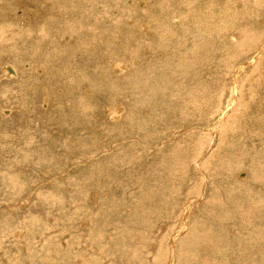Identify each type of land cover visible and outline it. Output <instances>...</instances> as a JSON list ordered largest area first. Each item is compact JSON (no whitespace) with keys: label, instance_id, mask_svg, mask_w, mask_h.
Instances as JSON below:
<instances>
[{"label":"rangeland","instance_id":"rangeland-1","mask_svg":"<svg viewBox=\"0 0 264 264\" xmlns=\"http://www.w3.org/2000/svg\"><path fill=\"white\" fill-rule=\"evenodd\" d=\"M59 1L0 0V72L8 62L18 72L0 79V264H264V188L252 177L246 186L237 176L228 180L237 171L264 174V69L256 63L238 70L264 36L251 3L209 1L207 17L214 8H237L233 16L215 14L216 27L230 35L221 45L194 50L183 30L158 58L153 46L144 50L149 55L124 54L122 42L124 60L117 61L128 70L118 78L96 65L102 53L95 59L80 44L91 31L72 48H63V35L75 40L68 32L61 44L42 49L45 40L33 27L56 23L49 5ZM175 1L170 14L192 25L196 0ZM137 2L151 9L154 0ZM236 48L244 58H235ZM182 54L193 61L191 72L177 71ZM72 79L78 82L70 87ZM39 83L51 87L46 108ZM230 98L233 108L217 123Z\"/></svg>","mask_w":264,"mask_h":264},{"label":"bare ground","instance_id":"bare-ground-1","mask_svg":"<svg viewBox=\"0 0 264 264\" xmlns=\"http://www.w3.org/2000/svg\"><path fill=\"white\" fill-rule=\"evenodd\" d=\"M84 1V2H83ZM128 1H130L128 3ZM138 0H120L118 2V0H60L59 1V4H50L49 8L51 10L54 11V9L57 11V17H60V19L56 22V23H51V24H38V26H34L33 27V31L35 33V30H37V32L40 34L41 33V37L39 38V40L41 41L42 39L45 40V41H41L40 42V45L42 46V49L45 48V47H49V43H53L54 45H56V43L61 44L62 42L63 43V48L65 49H69V48H72V46L77 43L79 41L78 38L82 39L81 37L84 35L85 33V36L87 34H89V32L91 31L92 32V38L88 39L86 41L83 40V42L80 44L83 45V46H86L85 49H87V47L89 48V52L91 53V55L96 59L97 56L96 54L98 53H102V58L101 60H99V62L96 64L97 66L101 67L102 69H106L107 73L109 75H112V76H118V78H122L124 73L127 72L128 70V66L127 64H124L122 62H120L121 60H124L122 59L121 57V53H119L118 51V48L119 47H123L121 46L122 42H126V44L124 45V47L126 48V52L124 54H128V55H131L128 53L131 52L133 55H135L136 53H134V50L137 51V53H141V54H145V53H142V52H146L144 50L146 49H149L148 46H153L155 47L156 50L159 51V49H161L163 51V49L166 50L168 53H170L168 50L169 47L172 46L171 44V41L170 39H172L173 35L175 34H178L180 31H186V34L185 35H180V37L182 36L183 39L184 37L185 40H189V38H192L195 42V45L193 46V49L194 50H202L203 49V46H201L202 44L206 43L208 45H216V43H220V45L222 44V42L226 41V37L228 38L230 35H226V31H223L219 28H217L216 26L219 25L218 22L214 21L215 19V14L219 13H224L225 17L226 16H233V14H235L237 12V8L233 7L232 4L234 3H231V2H234V0H231V4H228V5H232L230 8H228L227 6L223 7V8H214L212 11L208 12L209 14L212 13V12H215L213 14L210 15V17H207V11H203L204 9H207L205 8L206 6H210L212 7L213 6V3L212 2H209L211 0H208V4H206V0H196V3H195V6H194V16L193 19V24L191 25H187L185 26L184 23H181V20L179 18V16L177 15V13H172L170 14V11L171 9H174L175 7V3L177 1L175 0H170L169 1V4L166 5V6H162L160 5L157 1L158 0H154V2L150 3L152 6H151V9H149L150 5L148 4V7L145 9H140L138 7H143L145 6L146 4H143L142 6L139 5L138 6ZM195 1V0H194ZM215 1H220V0H215ZM19 2V1H17ZM189 2H193V0H190ZM244 4L246 3V1H243ZM248 3H251V7L253 9V12L251 10V14H252V20H254V23H256L258 26H264V8H260V6H262L264 2V0H248L247 1ZM130 3H132L133 7H129ZM174 3V4H173ZM10 4V3H9ZM12 4V3H11ZM184 4V2H183ZM243 4V7L244 8H247L248 11H250L248 8L247 5H244ZM247 4V3H246ZM6 5V4H5ZM174 5V7H173ZM242 5V4H241ZM3 6V5H2ZM8 6V5H7ZM89 6V7H88ZM138 6V7H137ZM184 6V5H183ZM240 6V5H238ZM264 6V5H263ZM30 9V8H29ZM262 11H260V10ZM44 10V9H43ZM218 10V11H217ZM242 10V9H241ZM244 10V9H243ZM242 10V11H243ZM22 11V10H21ZM50 11V10H49ZM52 11V12H53ZM91 11V14H88V12ZM176 11V10H175ZM246 11V12H248ZM3 12V11H2ZM34 12V11H33ZM44 12V11H43ZM244 12V11H243ZM242 12V13H243ZM55 13V11H54ZM249 13V12H248ZM248 13L246 15H248ZM51 14V13H50ZM244 15V16H246ZM235 16V15H234ZM237 16V15H236ZM243 16V17H244ZM108 17V18H106ZM212 17V18H211ZM132 18L134 20V24H131L132 21H129L128 19ZM34 19V18H33ZM237 19V17H236ZM236 19H234L236 21ZM243 20V19H241ZM49 21V20H48ZM196 21V23L194 24V22ZM238 21V20H237ZM4 22V20L2 21ZM144 22V23H143ZM40 23V21H39ZM46 23V22H45ZM143 23V24H142ZM202 24L203 27L200 28L198 27V25ZM244 23V22H242ZM247 23V22H246ZM251 23V22H250ZM36 25V23H34ZM145 25H148V26H144ZM249 24V23H248ZM243 25V24H242ZM254 25V24H252ZM256 25V26H257ZM141 26V27H140ZM207 26V27H206ZM226 26H229V25H226ZM236 26V25H235ZM245 26V25H244ZM231 27V26H230ZM250 27V26H249ZM253 27V26H252ZM251 27V29H252ZM255 27V26H254ZM228 28V27H227ZM224 29V28H223ZM229 29V28H228ZM263 29V28H262ZM85 30V31H83ZM231 30V29H230ZM261 30V29H260ZM259 30V31H260ZM202 31H205V33L203 34ZM233 31V30H232ZM70 33L71 35L75 36V40L78 39V40H74V41H71V36L70 35H66L68 38L65 39V35H63L62 37V42H60L61 40V35L60 34H63V33ZM90 32V33H91ZM232 33V32H231ZM38 34V36H39ZM79 34H81L82 36H80ZM225 34V35H224ZM233 34V33H232ZM260 35V32L257 33ZM264 34V33H263ZM90 36V35H89ZM234 36V35H233ZM263 36V35H262ZM261 36V47H259V50H257L255 52V50L253 51V53L251 54H245V60L244 59H240L238 62H240L238 64V70H241V71H245L251 67L250 65L251 64H255L257 63L258 64H261L258 65V67L260 66L261 69H264V58H263V54H264V36L262 37ZM54 37H56V41L54 40ZM172 37V38H171ZM232 37V36H231ZM48 38V39H46ZM181 39V38H180ZM179 39V40H180ZM232 39V38H231ZM48 40V41H47ZM57 40L59 42H57ZM178 40V39H177ZM178 40V41H179ZM192 40V41H193ZM188 41V42H189ZM182 42V41H181ZM187 42V41H185ZM173 43V42H172ZM179 43V42H177ZM175 43V44H177ZM239 43V42H238ZM48 44V46H47ZM174 44V45H175ZM187 44V43H185ZM53 45V46H54ZM244 45V44H243ZM90 46V47H89ZM169 46V47H168ZM183 46V45H182ZM181 43L176 47L182 51L181 49ZM238 46H241L240 44ZM174 47V48H176ZM214 47V46H213ZM247 47V45H246ZM245 47V48H246ZM51 48V47H50ZM61 48V47H60ZM173 48V47H172ZM208 48V47H207ZM244 48V47H243ZM243 48H240V49H243ZM49 49V48H48ZM62 49V48H61ZM64 49V50H65ZM170 49V48H169ZM205 49V48H204ZM211 49V48H210ZM213 49V48H212ZM252 49V48H251ZM250 49V50H251ZM184 50V49H183ZM238 50V48H236V51ZM245 50V49H244ZM86 51V50H84ZM150 51V50H149ZM148 51V52H149ZM176 51V50H175ZM215 51V49H214ZM235 51V50H234ZM62 52V51H61ZM64 52V51H63ZM146 52L148 55L149 53ZM166 52V53H167ZM212 52V50H211ZM241 51H237L235 52V58H237L238 56L241 57L240 53ZM248 52V51H247ZM167 53V54H168ZM198 53V52H197ZM216 53V52H215ZM234 53V52H233ZM240 55H238V54ZM61 53H59V51H55V53H53V57L57 56V57H60ZM158 58H162L163 55H164V52H158ZM195 55V54H194ZM238 55V56H237ZM65 56H69L65 54ZM237 56V57H236ZM74 57V56H73ZM117 57V59H113L112 58H115ZM130 57V56H129ZM147 57H153V56H147ZM157 57V56H156ZM230 57V56H229ZM232 57V56H231ZM230 57V58H231ZM243 57V56H242ZM241 57V58H242ZM243 57V58H244ZM71 58V57H69ZM132 58V57H131ZM177 58V57H176ZM229 58V59H230ZM233 58V61H234V57ZM32 59V57H31ZM177 71L181 72V73H185V71L187 72L188 69L190 70V66H191V63L193 61H190L188 60L187 58V55H184L182 54L179 58H177ZM238 59V58H237ZM63 60V59H61ZM112 60V61H111ZM117 60H120V61H117ZM133 60H134V57H133ZM158 60V59H157ZM160 60V59H159ZM232 60V59H231ZM230 61H228V65H230ZM244 60V61H243ZM259 60L261 61L259 63ZM27 61V60H26ZM137 61V57H136V60ZM237 60H235L236 62ZM243 61V63H242ZM263 61V62H262ZM54 60H51V61H48L47 63H45L48 67L51 66L53 64ZM68 62V61H67ZM128 62V61H127ZM132 62V61H131ZM154 62V60H153ZM234 62V64H235ZM236 62V64L238 63ZM26 63V64H25ZM23 65H22V68H24L25 70H29L31 68V62H25ZM117 63V64H115ZM126 63V62H125ZM4 64V68H5V72L3 71V74L2 72H0V79H2V77L8 79V80H11L13 78H16L18 76V72L16 70V68L9 64L8 63H2ZM56 64V63H55ZM167 64V63H166ZM65 65V64H64ZM137 65V64H136ZM226 65V66H228ZM232 65V63H231ZM230 65V66H231ZM34 66V65H33ZM236 66V65H235ZM14 67V68H13ZM44 67V66H43ZM53 67V66H52ZM51 67V68H52ZM68 67V65H67ZM35 68V69H34ZM34 71L35 72H43V70H45L44 68L42 67H37V66H34ZM57 68V67H56ZM65 68V67H64ZM232 68V67H231ZM230 68V69H231ZM233 68H234V65H233ZM232 68V69H233ZM254 69H257L256 68H253ZM260 69V70H261ZM1 70V69H0ZM39 70V71H38ZM193 70V69H192ZM51 71H54V70H51ZM60 71V70H59ZM230 70H228L229 72ZM262 72L264 70H261ZM61 72V71H60ZM188 72H191V71H188ZM236 72V73H235ZM233 70V76H235L237 74V69ZM255 72V71H253ZM241 73V72H240ZM239 73V74H240ZM244 73V72H243ZM242 74V73H241ZM251 74V73H250ZM249 74V75H250ZM36 75V74H35ZM199 75V73H198ZM201 75V74H200ZM199 75V76H200ZM259 75V74H257ZM241 75H239L240 77ZM253 76V75H252ZM251 76V77H252ZM53 77V76H51ZM257 77V76H256ZM261 77V75H259V78ZM236 78V76H235ZM258 78V79H259ZM63 79V78H62ZM65 79V78H64ZM234 79V78H233ZM240 79V78H239ZM243 79V82L245 81L244 78ZM249 79V78H248ZM15 80V79H14ZM236 80V79H235ZM251 80V79H250ZM255 80V79H253ZM39 81V80H38ZM54 81H56L54 79ZM61 79L58 80V83H61ZM230 81V80H229ZM237 81V80H236ZM241 81V80H240ZM258 81V80H257ZM68 82V81H67ZM77 80H74L72 79L70 81V83H68V85H70V87L73 85V84H77ZM242 82V81H241ZM246 82V81H245ZM248 82V81H247ZM250 82V81H249ZM253 82V81H252ZM260 82V81H258ZM8 83V82H7ZM28 83V82H27ZM26 83V84H27ZM64 83V82H62ZM255 83V82H254ZM257 83V82H256ZM43 85L40 86V83H39V89H42L43 90V102H42V106L44 108L47 107V104L49 102V94H50V91L49 89V86L46 84V83H41ZM66 84V83H64ZM231 84V83H230ZM233 84H237V83H233ZM261 84V82H260ZM25 85V84H24ZM59 85V84H57ZM67 85V84H66ZM67 85V86H68ZM80 85V84H79ZM236 86V85H235ZM234 86V87H235ZM243 86H244V83H243ZM257 86V85H256ZM60 87V86H58ZM245 87V86H244ZM229 88V87H228ZM248 89L249 86H247ZM245 88V89H247ZM238 88L236 87V91H239V93H237L236 91H233L235 89H232L231 90V93L232 96L235 97V93L236 92L237 94L241 95L240 92H242V90H237ZM247 89V90H248ZM62 90H64L62 87L60 89H58L57 91L58 92H61ZM246 90V91H247ZM103 91V90H102ZM228 91V90H227ZM56 92V91H55ZM57 92V93H58ZM84 92L86 95H91L92 94V90L90 88H85L84 89ZM230 92V91H228ZM246 93V92H245ZM59 94V93H58ZM236 94V95H237ZM244 94V93H243ZM106 95V94H105ZM227 96H230V95H227ZM226 96V97H227ZM243 97V96H242ZM245 97V96H244ZM241 99V96L239 97ZM228 99V97H227ZM236 98H234L235 100ZM238 99V98H237ZM51 100V99H50ZM231 100V98H230ZM234 100L232 99L230 102H227L224 103L226 104V106H223L225 107V111L224 113H222V115H220V117H218V120L216 121L218 123V121L221 119V116H223V114L225 115L226 114V111L227 109L229 108H233V103ZM225 102V101H224ZM238 102H241V101H238ZM248 103V101H247ZM104 106L106 105L104 102H103ZM239 104V103H238ZM237 105V103H236ZM240 105V104H239ZM245 105H248L246 104L245 102ZM242 106V105H241ZM229 107V108H228ZM49 108V107H48ZM248 108V107H247ZM123 108L121 107L119 110L115 111V116H113L114 119H117L119 120L120 119V115L122 114L121 110ZM229 111V110H228ZM246 111V110H245ZM106 113V112H105ZM113 113V112H112ZM219 113V112H218ZM5 114H8L5 113ZM111 114H109V112L106 113V117L109 121L113 119L112 117L108 118V116H110ZM112 116V115H111ZM219 116V115H218ZM113 119V120H114ZM215 122V123H216ZM215 126V124H214ZM96 129V128H95ZM63 152V151H62ZM197 164V163H196ZM199 166H197L196 168H198ZM199 169V168H198ZM238 173V171H237ZM236 173V174H237ZM242 173V172H241ZM204 174V173H203ZM234 175L233 178H229L228 180L232 181L233 179H237L238 177V180L240 182V184H243L244 186L248 185V184H251L252 183V180H251V177L255 180L253 183L254 185L257 187L258 190H262L264 188V183H262V178H263V173H256V175L258 176L257 177H253L252 174L248 171V173H242L241 175H243L242 177L239 178V176H241L240 174L238 175ZM260 175V177H259ZM237 176V177H236ZM228 178V177H227ZM213 180V179H212ZM205 181V180H204ZM203 181V182H204ZM206 182V181H205ZM260 182V183H259ZM263 184V185H262ZM242 186V185H241ZM244 192V191H243ZM238 194V193H237ZM243 196V195H242ZM196 198V197H195ZM264 200V198H263ZM196 202V201H195ZM194 202V203H195ZM236 203V202H235ZM190 204V203H189ZM196 204V203H195ZM198 204V203H197ZM196 204V206H197ZM238 204V203H237ZM187 207V206H186ZM192 207V206H191ZM195 208V207H194ZM192 208V209H194ZM198 208V206L195 208V210ZM175 212V211H174ZM187 212V208H186V211ZM189 212V211H188ZM187 212V213H188ZM190 212H193L192 210ZM189 212V213H190ZM241 212V211H240ZM190 215V214H189ZM187 216V215H186ZM185 217V216H184ZM188 218V217H187ZM186 219V218H185ZM185 221V220H184ZM185 225V224H184ZM183 225V226H184ZM230 227V226H229ZM231 229V228H230ZM180 232V231H179ZM231 237V236H230ZM174 239V238H173ZM173 241V240H172ZM173 246V245H172ZM171 256V255H170ZM149 262V261H148Z\"/></svg>","mask_w":264,"mask_h":264}]
</instances>
